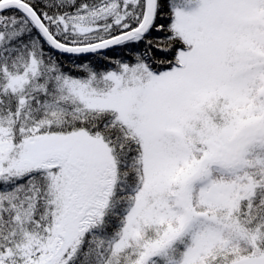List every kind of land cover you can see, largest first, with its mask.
Masks as SVG:
<instances>
[{
    "label": "snow or ice",
    "instance_id": "6c2138e0",
    "mask_svg": "<svg viewBox=\"0 0 264 264\" xmlns=\"http://www.w3.org/2000/svg\"><path fill=\"white\" fill-rule=\"evenodd\" d=\"M0 264H264V0H0Z\"/></svg>",
    "mask_w": 264,
    "mask_h": 264
}]
</instances>
